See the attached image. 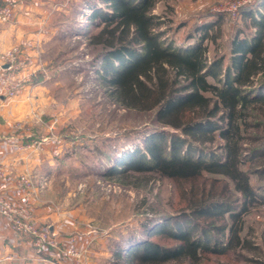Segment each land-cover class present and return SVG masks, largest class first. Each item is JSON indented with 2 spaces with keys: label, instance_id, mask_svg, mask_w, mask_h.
I'll return each mask as SVG.
<instances>
[{
  "label": "rangeland",
  "instance_id": "1",
  "mask_svg": "<svg viewBox=\"0 0 264 264\" xmlns=\"http://www.w3.org/2000/svg\"><path fill=\"white\" fill-rule=\"evenodd\" d=\"M263 1L161 0L152 13L171 19L161 30L176 45L192 27L219 21L220 38L204 43L211 61L229 57V41L239 29L254 32L243 14L262 11L258 7ZM93 4L104 9L101 0H0V9L9 6L12 11L10 21L1 23H10L15 14L35 20L30 53H21V44L0 53V106L8 107L12 118L10 128L0 133V166L31 179L35 190L24 194L33 222L58 245L39 250L35 239L14 234L38 259L28 264H126L114 253L125 240L142 237L144 219L152 213L175 215L178 189L169 180L145 174L119 179L110 174L123 154L142 150L153 131L170 129L160 127L154 113L115 102L99 78L93 64L97 49L88 39L93 28L85 23ZM12 50L16 67L7 71L3 58ZM16 79H22V86L14 97H7L1 88ZM263 182L251 176L254 188L263 187ZM244 234L260 248L258 257L264 261V205H252ZM145 239L155 240L150 235ZM2 248L0 264L13 263L7 260L10 251Z\"/></svg>",
  "mask_w": 264,
  "mask_h": 264
},
{
  "label": "trees",
  "instance_id": "2",
  "mask_svg": "<svg viewBox=\"0 0 264 264\" xmlns=\"http://www.w3.org/2000/svg\"><path fill=\"white\" fill-rule=\"evenodd\" d=\"M159 1L101 0L104 9L93 4L85 21L97 49L93 64L111 97L126 109L154 113L155 122L170 129L153 131L142 150L123 154L110 174L156 175L178 189L175 215L146 217L142 237L125 240L114 258L264 264L244 234L252 205H264V185L251 183L252 175L264 181V1L262 11L243 14L254 32L239 29L229 57L212 62L204 43L220 38L219 21L192 27L176 45L161 30L171 19L152 13Z\"/></svg>",
  "mask_w": 264,
  "mask_h": 264
},
{
  "label": "built area",
  "instance_id": "3",
  "mask_svg": "<svg viewBox=\"0 0 264 264\" xmlns=\"http://www.w3.org/2000/svg\"><path fill=\"white\" fill-rule=\"evenodd\" d=\"M12 11L9 6L0 9V20L2 22L10 21ZM15 52L12 50L3 59L8 63L5 67L7 71H12L16 67ZM22 79H16L13 82H5L1 90L7 97H14L18 89L22 86ZM1 97V96H0ZM47 179H42L40 188L45 184ZM0 218L8 223V227L13 234L35 239V246L39 250L48 249L50 247L57 249V243L51 242V237L48 231H43L37 226L32 219V213L27 205L18 203L16 200L11 199L4 193L6 191H22L24 193L34 192V185L31 179L25 175H11L7 173L3 166H0ZM59 252V251H58Z\"/></svg>",
  "mask_w": 264,
  "mask_h": 264
},
{
  "label": "crops",
  "instance_id": "4",
  "mask_svg": "<svg viewBox=\"0 0 264 264\" xmlns=\"http://www.w3.org/2000/svg\"><path fill=\"white\" fill-rule=\"evenodd\" d=\"M5 1V0H4ZM13 1V0H10ZM35 20L32 18V15H17L15 14V18L10 23H1L0 22V53L7 52L13 47L20 45L21 53H30V45L31 41L35 36L32 33V25ZM35 40V39H33ZM4 74L0 71V81L3 80ZM4 103V102H3ZM4 105L0 106V133L7 131L10 127V122L12 120L11 114L8 111V107H3ZM1 150V148H0ZM5 153H3L2 157ZM6 170V169H5ZM1 187V184H0ZM11 199L16 200L18 203L28 205L30 200L24 192L22 191H6L4 193ZM14 234L11 233L8 223L0 218V246L5 247L2 251L9 250L11 255L7 258L11 259L13 263L10 264H21L28 262H37L38 259L35 258L33 253L27 250V243L20 242L15 239ZM17 240V241H16ZM18 251L19 255L17 254ZM16 253V254H15ZM22 259V260H21ZM6 260V259H4Z\"/></svg>",
  "mask_w": 264,
  "mask_h": 264
}]
</instances>
